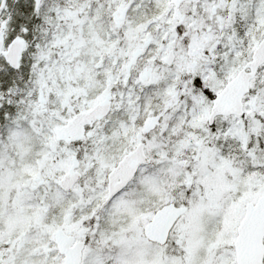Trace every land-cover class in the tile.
Wrapping results in <instances>:
<instances>
[{"label":"snow or ice","instance_id":"1","mask_svg":"<svg viewBox=\"0 0 264 264\" xmlns=\"http://www.w3.org/2000/svg\"><path fill=\"white\" fill-rule=\"evenodd\" d=\"M0 264H264V0H0Z\"/></svg>","mask_w":264,"mask_h":264}]
</instances>
